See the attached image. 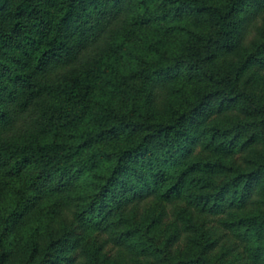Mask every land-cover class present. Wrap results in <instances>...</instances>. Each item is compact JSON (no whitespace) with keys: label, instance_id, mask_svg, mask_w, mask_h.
Listing matches in <instances>:
<instances>
[{"label":"trees","instance_id":"1","mask_svg":"<svg viewBox=\"0 0 264 264\" xmlns=\"http://www.w3.org/2000/svg\"><path fill=\"white\" fill-rule=\"evenodd\" d=\"M0 264H264V0H0Z\"/></svg>","mask_w":264,"mask_h":264},{"label":"rangeland","instance_id":"2","mask_svg":"<svg viewBox=\"0 0 264 264\" xmlns=\"http://www.w3.org/2000/svg\"><path fill=\"white\" fill-rule=\"evenodd\" d=\"M170 213L172 214V210H170Z\"/></svg>","mask_w":264,"mask_h":264}]
</instances>
